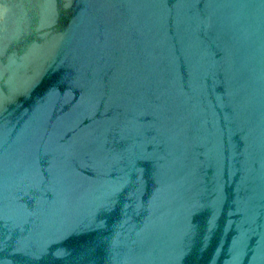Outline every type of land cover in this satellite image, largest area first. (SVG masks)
<instances>
[{
	"label": "water",
	"instance_id": "obj_1",
	"mask_svg": "<svg viewBox=\"0 0 264 264\" xmlns=\"http://www.w3.org/2000/svg\"><path fill=\"white\" fill-rule=\"evenodd\" d=\"M0 264H264V0H0Z\"/></svg>",
	"mask_w": 264,
	"mask_h": 264
}]
</instances>
